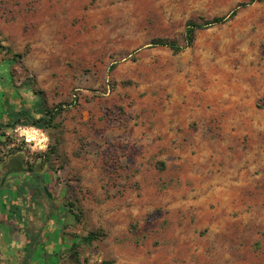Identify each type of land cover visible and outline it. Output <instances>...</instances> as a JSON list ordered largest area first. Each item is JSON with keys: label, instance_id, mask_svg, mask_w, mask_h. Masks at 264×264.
<instances>
[{"label": "rangeland", "instance_id": "1", "mask_svg": "<svg viewBox=\"0 0 264 264\" xmlns=\"http://www.w3.org/2000/svg\"><path fill=\"white\" fill-rule=\"evenodd\" d=\"M249 1L0 0L16 101L35 117L62 108L46 148L19 124L1 152L21 144L39 166L57 146L54 170L28 177L53 198L35 192L27 209L59 221L75 202L70 233L104 234L79 249L84 264H264V0L179 53L152 44L184 45L188 20Z\"/></svg>", "mask_w": 264, "mask_h": 264}, {"label": "crops", "instance_id": "2", "mask_svg": "<svg viewBox=\"0 0 264 264\" xmlns=\"http://www.w3.org/2000/svg\"><path fill=\"white\" fill-rule=\"evenodd\" d=\"M15 84L11 70L0 69V152L4 147L2 144L5 140L4 133L8 135L12 131L6 127L8 121L22 107L29 109V105L24 104V100L19 104L16 101ZM1 180L0 172V182ZM26 182L28 177L18 178L14 175L7 179L3 187H0V191L16 193L17 197V201L8 209H4L3 204L0 203V214L7 215L5 224H0V264H83L81 259L74 260L73 254H66L74 241L66 238L70 230L64 229V216H60L59 221L51 219L49 222L43 214L44 207L34 212L32 209H27L28 206L34 208L41 200H33L32 196H30L31 200H27L28 195L24 197L17 194L16 188ZM55 201L59 200H52L56 203ZM62 207L63 205H58L56 207L58 209H54L53 212L55 214L63 212L64 215ZM28 237L30 239H27ZM29 243L31 244L28 246ZM28 247L31 249V257L24 263Z\"/></svg>", "mask_w": 264, "mask_h": 264}, {"label": "trees", "instance_id": "3", "mask_svg": "<svg viewBox=\"0 0 264 264\" xmlns=\"http://www.w3.org/2000/svg\"><path fill=\"white\" fill-rule=\"evenodd\" d=\"M256 0H250L249 2H241L239 3L234 9H232L228 14L214 17L212 19H206L204 17L196 18V19H190L188 20L186 24L185 29V38H184V45L180 44L175 39H169V38H156L152 41V44L155 46H166L171 48L175 53H179L183 51L184 49L188 47H192L196 41L197 33L201 30H204L206 28H209L211 26L217 25V24H224L228 21L233 20L239 13L240 9L245 8L251 4H253ZM25 57V54H14L13 60L19 61V59H23ZM62 108H56L53 110H49L47 105L44 103V105L39 104L37 110V113L40 114V117L33 116L34 110L27 109L25 107H22L17 113L13 114L12 118L8 121L6 124L7 128L13 129L19 124H23L24 126H35L41 130L48 131L49 129H55L58 127L57 119L59 115L61 114ZM7 134H4V136ZM7 141V142H6ZM5 142H2L4 146L10 145V140H6ZM12 143V142H11ZM21 153L24 154L25 157H27L28 153H26L25 150H23L21 144L17 146L12 153ZM59 157L58 155V148L57 146H50V148L47 151L40 152L35 154L36 159H40L42 162L39 164V166L35 164H29L30 168L35 169L36 167H44L46 165L50 166V163L52 164V160H56ZM51 170H54L53 167L50 166ZM17 187V186H16ZM48 188L50 189V185H48ZM6 189V188H5ZM31 191V196L34 197L35 192L42 191L45 193V190L42 186H32L31 183L26 182L25 184L18 186L16 188V192L18 195H22L24 197L27 196L28 192ZM12 194V193H11ZM7 192V190L0 191V203L3 204L4 209H8L9 206L13 205L17 201L16 193L12 194ZM46 194V193H45ZM1 204V206H2ZM63 210H64V229L70 230V228L73 226V221H79V216L75 213L74 207L75 202H69L68 204H63ZM7 215L0 214V224L4 225L5 218ZM104 234H99L98 232H90L87 235H80V234H71L68 232V235L66 238L72 239L73 244L71 248L66 252L67 255L73 254L74 257L77 258L79 261L80 255H79V249L84 246H91L95 241L99 240ZM27 239H30L29 237ZM31 243L28 244V246ZM28 254L25 257V261L28 262L31 257V249L27 248ZM80 263V262H79ZM84 264V263H83ZM104 264V263H102Z\"/></svg>", "mask_w": 264, "mask_h": 264}, {"label": "flooded vegetation", "instance_id": "4", "mask_svg": "<svg viewBox=\"0 0 264 264\" xmlns=\"http://www.w3.org/2000/svg\"><path fill=\"white\" fill-rule=\"evenodd\" d=\"M4 142V141H3ZM18 154H21V153H17V154H9L8 156H6L5 154H3L2 152H0V172H1V174H2V178H3V176L7 173V172H10V171H12L13 169L8 165V162H9V159H10V157H12V156H16V155H18ZM23 155V162H24V166L25 167H27V168H29V169H32V170H34V172L33 173H28V172H21V173H17V172H14V173H12L10 176H14L15 175V177H20V176H25L26 178L27 177H29V176H31V177H33L34 179H36L37 181H38V179H39V176L38 175H40V174H42L43 172H47L48 170H44V169H40V168H38V167H36L35 169H33V168H30V165L29 164H27L26 163V161H25V156H24V154H22ZM49 172V171H48ZM9 176V177H10ZM8 177V178H9Z\"/></svg>", "mask_w": 264, "mask_h": 264}, {"label": "built area", "instance_id": "5", "mask_svg": "<svg viewBox=\"0 0 264 264\" xmlns=\"http://www.w3.org/2000/svg\"><path fill=\"white\" fill-rule=\"evenodd\" d=\"M20 130H27L29 135H33L34 133V138L28 139L26 136L21 135ZM16 132H18L19 135L23 138V140L31 147H35L41 150L47 147L48 138L46 137L44 131L39 128H35L33 126H18L16 128Z\"/></svg>", "mask_w": 264, "mask_h": 264}, {"label": "water", "instance_id": "6", "mask_svg": "<svg viewBox=\"0 0 264 264\" xmlns=\"http://www.w3.org/2000/svg\"><path fill=\"white\" fill-rule=\"evenodd\" d=\"M8 165L13 169L10 172H7L1 182H0V187H3L8 179V177L14 173V172H28V173H33L34 170L29 169L27 167L24 166V162H23V155L22 154H18L16 156H12L9 159ZM44 190L45 193L47 194L48 198L52 199L53 198V194L49 191V188L47 186H44Z\"/></svg>", "mask_w": 264, "mask_h": 264}, {"label": "clouds", "instance_id": "7", "mask_svg": "<svg viewBox=\"0 0 264 264\" xmlns=\"http://www.w3.org/2000/svg\"><path fill=\"white\" fill-rule=\"evenodd\" d=\"M20 131H21V135L26 136L28 139L34 138V133H33V135H29L27 130H20Z\"/></svg>", "mask_w": 264, "mask_h": 264}]
</instances>
